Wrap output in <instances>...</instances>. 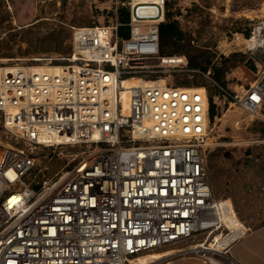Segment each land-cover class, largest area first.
I'll return each instance as SVG.
<instances>
[{"label":"built area","instance_id":"built-area-1","mask_svg":"<svg viewBox=\"0 0 264 264\" xmlns=\"http://www.w3.org/2000/svg\"><path fill=\"white\" fill-rule=\"evenodd\" d=\"M121 4L130 10L127 38L115 17L73 27L65 56L0 68V120L12 141L0 155V264H132L199 235L178 252L238 264L227 254L250 230L244 224L227 248H209L233 233L209 172L210 93L169 84L188 59L161 53L166 0L117 2L116 12ZM255 37L259 45L247 44L255 78L243 91L204 74L219 89L215 118L224 102L264 125V25ZM69 146L89 154L47 177L35 149Z\"/></svg>","mask_w":264,"mask_h":264},{"label":"rangeland","instance_id":"rangeland-1","mask_svg":"<svg viewBox=\"0 0 264 264\" xmlns=\"http://www.w3.org/2000/svg\"><path fill=\"white\" fill-rule=\"evenodd\" d=\"M122 1L126 0H0V68L67 55L73 27L109 24L115 18L116 3ZM166 12L184 32V40L177 43L184 48L173 55L186 57L189 47L205 50L212 71L214 65L226 70L227 87L232 91L241 92L242 86L254 80L245 64L250 39L247 33L251 35L255 27L264 25V0H167ZM169 84L207 87L216 95L215 86L201 71L179 72ZM218 113L212 125L215 144L208 158L214 195L219 200L231 199L239 220L254 228L264 224V125L228 103L221 102ZM237 121H241L240 128ZM6 136L0 120V155L12 144ZM35 153L47 168L46 176L53 177L65 167L77 165L89 151L70 146L38 147ZM203 239L199 235L159 252L189 250Z\"/></svg>","mask_w":264,"mask_h":264},{"label":"trees","instance_id":"trees-1","mask_svg":"<svg viewBox=\"0 0 264 264\" xmlns=\"http://www.w3.org/2000/svg\"><path fill=\"white\" fill-rule=\"evenodd\" d=\"M126 1H128V0H126ZM126 1H122L121 3H124ZM166 5H167V0H166ZM115 17H117L118 21L121 24H123V26H121L119 29V35L122 38H127L129 36V28L126 24L129 22V18H130L129 8L126 6H123L121 4L119 6L117 12L115 13ZM253 31L251 32V35H250V31H249L247 33V36L251 37L253 34ZM182 40H184V32L181 30L178 21H176V19H172L171 13H168V15H167V12H166V19L160 25L161 53L163 55H166V56H170L173 54H179L183 50L184 46L183 45L177 46V43H180ZM191 48H193V47H189V49L187 50L189 52L187 53V56H186V58L188 59V61H187L188 69H190L192 71H201V72H203V74H206L210 71L211 72L210 76L214 81H216L219 85H221L223 87H227V82L225 79L226 70L222 67H216L214 65V66H212L214 71H212L211 66H210L211 62L209 61V57H208L207 52L205 50H202V49H191ZM262 54L263 53H260L261 56H262ZM234 56H237V55H234ZM229 60L230 59H225L226 62ZM249 62H250V66H249ZM60 63H61L60 61H55V64H60ZM245 64H246L247 68H249L255 76V72H256V68H257L256 61H255L254 57H252L249 53H248V58H247ZM181 85L182 86H189L188 83H182ZM195 85H200V84H195ZM215 88H216L215 94H218L219 89L216 86H215ZM210 99H211L210 115H211L212 121H214L215 116L217 114L216 105L214 103V94H210Z\"/></svg>","mask_w":264,"mask_h":264},{"label":"crops","instance_id":"crops-1","mask_svg":"<svg viewBox=\"0 0 264 264\" xmlns=\"http://www.w3.org/2000/svg\"><path fill=\"white\" fill-rule=\"evenodd\" d=\"M177 252H154L132 264H150L156 261V264H206L203 258L193 253ZM227 255L238 264H264V224L250 228L231 245Z\"/></svg>","mask_w":264,"mask_h":264},{"label":"bare ground","instance_id":"bare-ground-1","mask_svg":"<svg viewBox=\"0 0 264 264\" xmlns=\"http://www.w3.org/2000/svg\"><path fill=\"white\" fill-rule=\"evenodd\" d=\"M140 1L143 3H156V2H158V0H140ZM246 42H247V40H246ZM248 42H247V44L250 47H256L257 45L260 44L261 40H260V38L255 37L253 39H249ZM37 66L38 67H44L45 65H37ZM49 67H53V66H49ZM135 82H137V79L127 80V81H125V84L128 86V85L135 83ZM220 201L222 203V208L224 210L226 222L231 227L233 233L223 240H221L220 236L217 235V237L213 240V242L211 243L209 248L216 249L219 251H221L220 248H223V249L227 248L240 235L241 231L244 230V225L239 220L231 202L228 200H220ZM197 247H202V245H198Z\"/></svg>","mask_w":264,"mask_h":264}]
</instances>
